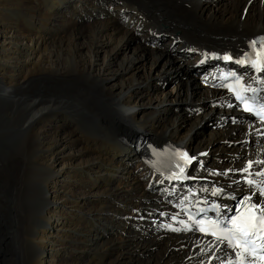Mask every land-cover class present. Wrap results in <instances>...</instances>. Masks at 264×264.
Segmentation results:
<instances>
[{"label":"bare ground","instance_id":"bare-ground-1","mask_svg":"<svg viewBox=\"0 0 264 264\" xmlns=\"http://www.w3.org/2000/svg\"><path fill=\"white\" fill-rule=\"evenodd\" d=\"M221 1L0 0V264L249 263L168 234L181 188L134 147L190 151L204 193L253 191L241 179L264 168V126L220 88L264 81L250 66L264 0ZM206 119L221 130L199 139Z\"/></svg>","mask_w":264,"mask_h":264},{"label":"rangeland","instance_id":"rangeland-1","mask_svg":"<svg viewBox=\"0 0 264 264\" xmlns=\"http://www.w3.org/2000/svg\"><path fill=\"white\" fill-rule=\"evenodd\" d=\"M235 2V0H223V1H221V3L224 5L225 3L228 5V4H230V5H232L233 3ZM7 17V22H10V20L8 19L9 17H12V19H18V18H16V17H13L12 16V13L11 14H9V15H7L6 16ZM18 17V16H17ZM26 18V17H25ZM19 19H22V17L20 16L19 17ZM159 28H161V27H159ZM163 29V28H162ZM53 30V29H52ZM102 57V56H101ZM101 61H102V58L100 59V63H101ZM201 72L202 71V67H201V65H198L197 64V66H193L192 67V70H190L189 71V73H190V75H193V76H196V75H194V72H196L197 74H198V72ZM199 72V73H200ZM179 83H180V78H178V77H173L172 79H170V80H166V84L164 85V87H165V90H171V89H173L176 85H179ZM184 105V104H183ZM182 105V106H183ZM232 120H230L229 118L225 121V123L227 124V123H230ZM203 124H201L200 125V127L196 130L197 131V134H198V138L200 139V137L201 138H203L204 136L205 137H207L206 135H208V134H210V133H213V132H216V131H220L221 130V128H218L217 126H216V124L215 123H213V121L212 120H209V119H206V120H204L203 122H202ZM67 125H70V124H68L67 123ZM189 128H192L191 126H188ZM222 131H223V129H222ZM201 134V135H200ZM128 137L130 136V135H127ZM146 139H148L147 137H146ZM149 140V139H148ZM150 141V140H149ZM151 142V144H157L156 142H154L153 140L152 141H150ZM250 142L248 141V142H246V143H241V144H243V145H245V146H248V144H249ZM23 144H24V139H21L19 142L17 141V140H15L13 143H11L10 145L13 147V149H15V150H20L21 149V147H23ZM169 144V143H168ZM168 144H160V145H168ZM232 144H234L233 142H227V143H224V145L225 146H229V147H231L232 146ZM159 145V144H158ZM172 147H176V146H174L173 144H170ZM177 148V147H176ZM209 155H211L212 156V159L211 160H209L208 159V161L209 162H211L214 158H215V155H213V154H209ZM24 160H30V158L29 159H27V156H25L24 155ZM28 162H31V160L30 161H28ZM27 164H29V163H27ZM75 250V248L74 247H68L67 249H66V251L67 252H73ZM75 255H77V253H75L74 254V256ZM70 257H72V255L71 256H68V258H70Z\"/></svg>","mask_w":264,"mask_h":264},{"label":"snow or ice","instance_id":"snow-or-ice-1","mask_svg":"<svg viewBox=\"0 0 264 264\" xmlns=\"http://www.w3.org/2000/svg\"><path fill=\"white\" fill-rule=\"evenodd\" d=\"M255 41H253V45H255ZM226 59H230V57H226ZM238 63H242V61H238ZM255 91V90H253ZM239 99H244L243 97H239ZM245 111H253L252 107L248 104V102L245 100ZM252 165L249 164V168L251 167ZM245 171H247V169H245ZM249 183H251V181H249ZM214 195L216 193H213ZM255 205H252L250 208H249V213L250 215L245 218L243 215H238V216H233L230 220H229V223L231 224V228H224L222 230L223 233H230L232 238H235L237 236H240V237H246L248 236L249 234H255L254 232V229L257 228V219L259 220V226L261 227H264V208H261L259 210V217H257L256 215V212L254 211L255 209ZM201 224H203L204 222L201 221L200 222ZM222 223V221H221ZM215 227H219L218 224L214 225ZM201 231H205V229L202 227L200 229ZM212 235L216 236V232H212L211 233ZM217 239H228V236H217ZM232 240L229 239V243H231ZM236 247H239L240 245L237 244L235 245Z\"/></svg>","mask_w":264,"mask_h":264}]
</instances>
